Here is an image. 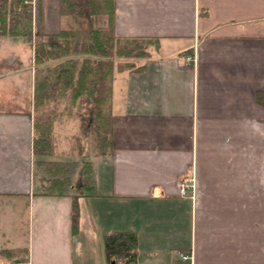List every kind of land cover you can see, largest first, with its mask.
<instances>
[{
    "label": "crops",
    "instance_id": "1",
    "mask_svg": "<svg viewBox=\"0 0 264 264\" xmlns=\"http://www.w3.org/2000/svg\"><path fill=\"white\" fill-rule=\"evenodd\" d=\"M113 1L117 36L160 46L114 80L76 232L73 193L37 185L34 54L0 55V264H112L113 230L137 232L130 264H264V0Z\"/></svg>",
    "mask_w": 264,
    "mask_h": 264
},
{
    "label": "trees",
    "instance_id": "2",
    "mask_svg": "<svg viewBox=\"0 0 264 264\" xmlns=\"http://www.w3.org/2000/svg\"><path fill=\"white\" fill-rule=\"evenodd\" d=\"M61 14L70 15L77 27H62L58 32L34 34L33 0H0V35L26 37L34 41V147L36 164L52 176L51 187L62 190L71 180L67 164L47 159L55 153L54 126L67 102L73 107L89 106V118L83 119L84 135L91 138L96 155L112 151V98L116 76L125 71L140 70L154 59L160 41L149 36H117L113 31L114 9L107 8L106 24L98 25L105 8L101 0H60ZM112 3V2H111ZM88 20L84 28L81 18ZM264 107V90L256 92ZM81 186L91 187V164L83 166ZM79 195L73 194V231L79 229ZM139 239L134 230H113L105 235L109 261L120 259L130 264L137 259Z\"/></svg>",
    "mask_w": 264,
    "mask_h": 264
},
{
    "label": "rangeland",
    "instance_id": "3",
    "mask_svg": "<svg viewBox=\"0 0 264 264\" xmlns=\"http://www.w3.org/2000/svg\"><path fill=\"white\" fill-rule=\"evenodd\" d=\"M85 2V0H83ZM104 5V12L99 15L96 22L98 25L106 24L109 17L107 10L113 8V0H101ZM112 2V3H111ZM34 8V34H38L41 30L52 32L47 25V22L52 21L54 30H59L62 27L75 28L77 23L70 15L61 14L60 0H33ZM108 8V9H107ZM84 28L88 27V20L85 17L81 18ZM4 39L0 41V55H2L10 64L18 62L27 65L31 60V54H34V41L26 37H17L11 35H0ZM6 36V37H4ZM14 60L12 61V59ZM67 102L59 106L63 112L61 119L56 120L53 132L56 152L53 156L46 157L47 159H55L67 164L71 172V180L66 191L69 193H83L85 187L81 186V179L84 177L83 166L91 162L94 157L92 152L91 138L86 137L81 124L83 119L87 121L89 118V106L73 107L71 111L66 107ZM96 160V159H95ZM94 160V161H95ZM37 185L43 191L51 189V178L49 173H44L42 167L37 166ZM22 264V262H20ZM18 264V263H16Z\"/></svg>",
    "mask_w": 264,
    "mask_h": 264
},
{
    "label": "built area",
    "instance_id": "4",
    "mask_svg": "<svg viewBox=\"0 0 264 264\" xmlns=\"http://www.w3.org/2000/svg\"><path fill=\"white\" fill-rule=\"evenodd\" d=\"M192 57V56H190ZM179 189H180V193L182 195H189L191 194L193 196V189H194V178L191 177H186L183 178L179 181ZM187 256H185L186 258ZM18 264H21L20 262H18Z\"/></svg>",
    "mask_w": 264,
    "mask_h": 264
},
{
    "label": "water",
    "instance_id": "5",
    "mask_svg": "<svg viewBox=\"0 0 264 264\" xmlns=\"http://www.w3.org/2000/svg\"><path fill=\"white\" fill-rule=\"evenodd\" d=\"M115 262H114V260H112V264H114Z\"/></svg>",
    "mask_w": 264,
    "mask_h": 264
}]
</instances>
